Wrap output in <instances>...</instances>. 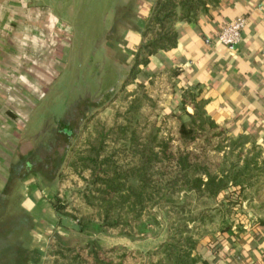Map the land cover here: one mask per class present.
<instances>
[{
	"label": "trees",
	"instance_id": "1",
	"mask_svg": "<svg viewBox=\"0 0 264 264\" xmlns=\"http://www.w3.org/2000/svg\"><path fill=\"white\" fill-rule=\"evenodd\" d=\"M25 2L27 0H0V67H4L0 76L3 77L4 72H19L16 66H10L9 61L15 64L25 62L27 48L40 53L42 40L39 35L46 29L44 25H48V17H52L45 7L36 5L32 8L33 15L26 14ZM216 2L154 0L142 32L138 37L129 39L135 44V50L130 51L131 67L150 68L153 55L175 47L177 35L174 23L191 21L208 5ZM10 11L16 18L23 17L31 22L40 18L44 21L40 29H34L31 25L27 28L23 19L11 21ZM54 21L57 24L46 30L51 32L56 29L66 35L64 24L57 19ZM13 52L15 55L10 56ZM5 60L10 68L6 66ZM174 71L172 75L177 79L178 72L176 69ZM24 78L21 73L19 79L24 82ZM197 92L192 88L181 91L177 104L173 103L174 107L166 105L162 108L164 114L175 119L179 143L173 146L167 140L156 145L157 150L153 149V145L141 143L133 150L134 161L129 168L123 169L115 160L118 149L106 156L102 155L105 134L100 125L93 122L89 131L91 141L87 142L90 144H86L87 148L83 150L85 154L70 157L63 175L59 167L64 161V151L77 134L57 126L53 131L44 130L51 134L46 146L38 144L29 154L21 155L12 162L8 167L6 182L0 190V227L3 224V228H6H1L0 232V264L38 261L39 254L34 248L16 239L9 240L13 230L26 228L27 218L20 215L13 218L11 212H5L3 205L7 198V184L13 179L22 180L31 173L39 176L41 182L57 185L56 192L54 190L52 198L48 200L54 212L76 221L80 231L91 230L110 235L144 234L148 230L147 221L153 222L152 218H139L148 200L155 196L166 197L167 193L171 195L177 189H193L198 198L210 200L224 193L229 199L240 197V201L228 207L227 213H218V209L214 208L219 214L214 234L202 230L204 233L200 231L193 235L186 221H182L181 225L173 220L166 221V229L170 230L166 231L162 240L155 242H114L100 246L93 238L86 237L81 242L63 246L50 237L46 240L41 264H212L218 257L219 237L233 224L240 205L246 203L261 207L264 204V148L255 143L256 134L252 131L215 123L203 111V100H196ZM130 108H136L135 104ZM1 121L0 118V126L3 124ZM60 122L57 124L64 125ZM1 128L6 129L5 126ZM60 142L65 144L59 152ZM67 178L68 184L65 186ZM196 219L191 220V223L204 226V216ZM256 219L255 227L260 224ZM195 227L197 229L198 226ZM143 244L146 248L141 246Z\"/></svg>",
	"mask_w": 264,
	"mask_h": 264
},
{
	"label": "rangeland",
	"instance_id": "2",
	"mask_svg": "<svg viewBox=\"0 0 264 264\" xmlns=\"http://www.w3.org/2000/svg\"><path fill=\"white\" fill-rule=\"evenodd\" d=\"M23 4L28 15H33L34 5L45 7L52 17H48V25L44 27L50 29L57 24L54 23L57 19L64 24L66 35L56 29L51 32L45 29L39 35L42 40L40 53L27 48L25 62L15 64L9 61L10 66H16L19 72H4L5 76H0V118L6 128L0 126V133L4 132L0 134V190L6 182L9 165L19 156L29 154L34 146H46L51 134L44 130L53 131L56 126L77 134L64 151V161L59 167L63 175L70 157L85 154L83 150L87 148L86 144H90L87 142L91 141L89 131L93 122L100 125L105 134L102 155L118 149L115 160L123 169L132 164L133 150L141 143L153 145L154 150H157L156 145L167 140L173 146L179 143L175 119L162 112L166 105L174 107L173 103L177 104L180 94L177 79L172 75L176 72L175 68L163 65L150 66L151 69L131 67L132 54L123 42L119 47L110 43L109 35H105L114 22L118 8L116 0H27ZM10 16L13 22L19 21V18L24 20L23 17L16 18L13 11H10ZM145 20L146 17L144 23ZM43 21L37 18L35 22L24 20L23 24L27 28L31 25L38 29ZM9 55L14 56L15 53ZM5 64L8 65L6 60ZM3 68L0 67V72ZM21 73L25 76L24 82L19 79ZM134 104L136 108L131 109ZM64 144L59 143V152ZM31 176L36 179L37 187L41 185L39 189L46 186L45 194L52 198L57 185L41 182L39 176L29 174L22 180L13 179L7 184V198L3 202L5 212L10 213L11 206H14V195L19 190L23 192L21 181L25 182ZM67 180L64 181L65 186ZM171 193L161 198L155 196L141 210L139 218L153 219V222L147 221L148 230L142 235L80 231L76 221L62 213H57L60 217L53 221L47 218L52 228L42 227L39 234L45 239L52 237L63 246L81 242L86 237L93 238L100 246L114 242H155L162 240L170 230L166 229V221L173 220L181 225L182 221H186L193 235L202 230L214 234L219 211L227 213L228 207L240 201L238 196L229 199L227 193L213 200L198 198L193 189H177ZM49 199L43 201L45 207L50 206ZM214 208L218 209V213ZM199 216H204V226L191 223ZM25 217L26 234L31 221L28 216ZM194 225L198 226L197 229ZM1 228L6 230L3 224L0 232ZM24 238L26 235L10 234L9 240L16 239L28 247ZM141 246L146 248L144 244Z\"/></svg>",
	"mask_w": 264,
	"mask_h": 264
},
{
	"label": "crops",
	"instance_id": "3",
	"mask_svg": "<svg viewBox=\"0 0 264 264\" xmlns=\"http://www.w3.org/2000/svg\"><path fill=\"white\" fill-rule=\"evenodd\" d=\"M153 1L116 0L114 22L105 35H109L110 43L119 47L123 42L134 51L135 44L129 39L142 32ZM236 16L245 18L239 42L218 44L215 33ZM174 27L175 47L153 55L151 66L174 67L179 92L191 88L198 91L196 100H203V111L215 123L252 131L255 143L264 148V0H217L193 20L176 21ZM25 180L21 181L23 192L14 195L10 212L13 218L28 216L31 223L26 234L25 228L12 234L26 235L28 247L39 254L36 263L27 264H41L47 238L39 232L42 227L52 228L48 222L60 216L50 206L45 207L43 201L49 199L46 186L39 189L41 185L37 187L32 176ZM256 218L260 224L255 227ZM217 251L212 264H264V204L242 203L233 224L219 237Z\"/></svg>",
	"mask_w": 264,
	"mask_h": 264
},
{
	"label": "built area",
	"instance_id": "4",
	"mask_svg": "<svg viewBox=\"0 0 264 264\" xmlns=\"http://www.w3.org/2000/svg\"><path fill=\"white\" fill-rule=\"evenodd\" d=\"M245 18L236 16L232 21L224 24L215 33L214 39L220 45H234L239 42L241 30L243 28Z\"/></svg>",
	"mask_w": 264,
	"mask_h": 264
}]
</instances>
